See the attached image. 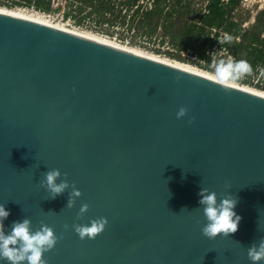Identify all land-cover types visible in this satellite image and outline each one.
Here are the masks:
<instances>
[{
  "label": "water",
  "instance_id": "1",
  "mask_svg": "<svg viewBox=\"0 0 264 264\" xmlns=\"http://www.w3.org/2000/svg\"><path fill=\"white\" fill-rule=\"evenodd\" d=\"M53 169L81 191L74 207L71 187L50 199L40 186ZM201 188L238 199L236 233L203 235ZM0 204L6 233L24 218L54 228L47 264H253L264 96L0 10ZM102 217L105 230L81 240L73 226Z\"/></svg>",
  "mask_w": 264,
  "mask_h": 264
},
{
  "label": "trees",
  "instance_id": "2",
  "mask_svg": "<svg viewBox=\"0 0 264 264\" xmlns=\"http://www.w3.org/2000/svg\"><path fill=\"white\" fill-rule=\"evenodd\" d=\"M9 1L10 6L14 3L33 5L36 9H51L53 2ZM66 3L70 6L64 17L73 16L75 11L80 16L87 11L106 23L113 24L120 19L135 35L148 40L157 38L161 31V43L167 38L175 48L166 54L186 61L182 51L190 50L199 60L205 61L202 68L206 70H213L210 53L220 55L215 57L217 60H246L251 65V73L235 81L264 90V9L256 13L249 27H245L235 17L242 0H67ZM79 18L76 21L80 23ZM259 73L254 82L252 76Z\"/></svg>",
  "mask_w": 264,
  "mask_h": 264
},
{
  "label": "clouds",
  "instance_id": "3",
  "mask_svg": "<svg viewBox=\"0 0 264 264\" xmlns=\"http://www.w3.org/2000/svg\"><path fill=\"white\" fill-rule=\"evenodd\" d=\"M219 42L222 44L224 41ZM210 67L214 69L215 77L221 85L230 80H238L252 71L251 65L246 60H217L214 53ZM187 111V108L181 107L177 112V118L185 117ZM191 122L189 121V123ZM61 175L59 169L48 170L43 173L40 186L50 194V199H55L71 187L72 191L69 193L67 207L72 208L82 193L74 184H70L67 173H64L65 178L57 183ZM199 195L201 197L199 204L202 206L203 214L207 220L202 228L204 236L215 239L221 234L227 237L238 231L242 218L234 210L238 203L235 196L227 194L218 200L217 193L208 188H201ZM88 210L89 205L83 204L77 218L82 217ZM9 215L10 212L6 210L5 205L0 204V260L7 261L8 264H47L44 254L52 251L61 237L56 235L54 228L44 222H41L39 229L33 230L32 221L29 218L14 221L11 230L6 233L4 221ZM107 224V218L102 217L92 220L90 224H75L73 227L80 239L84 240L86 238L95 239L105 230ZM64 227L67 229L69 226L65 225ZM248 257L253 264L264 261V238L248 248Z\"/></svg>",
  "mask_w": 264,
  "mask_h": 264
},
{
  "label": "rangeland",
  "instance_id": "4",
  "mask_svg": "<svg viewBox=\"0 0 264 264\" xmlns=\"http://www.w3.org/2000/svg\"><path fill=\"white\" fill-rule=\"evenodd\" d=\"M9 2H10L9 0H1L0 8L6 10L23 8L30 12H33V10L40 11L44 13L47 16V18L52 22L63 25L66 28L72 30H79V31H88L93 34H97L99 36L110 39L117 44L124 45L130 48H135L137 50L158 55L161 57H166L175 60L177 62L189 65L191 67H195L202 71L214 74V69L210 71L202 68V65H204L205 61L199 60L197 57H195V54L192 53L190 50L182 51L185 58L188 59L186 61L177 60L171 57L170 55L166 54V51H175V48L171 46L167 38H164L165 42L161 43L160 38L163 37L161 31L159 32L157 38L154 37L152 38V40H148L143 36L135 35L134 30H129L127 25H122L121 24L122 20L120 19H118V21L114 22L113 24L106 23L100 21L95 16V14L89 15L87 11L82 13L80 16L76 14L77 12L75 11L73 16L69 15L67 17H64V14L68 12L70 6V5L67 6L65 0L53 1L51 5V9H45V8L36 9L33 5L23 6L15 3L10 6L8 4ZM144 2H145L144 4L147 3V1ZM263 9H264V0H242L240 7L235 12L236 20L242 23L243 26L249 27L254 21V17L256 13ZM79 17H81L80 23L76 21L80 19ZM210 55L213 57V53L212 54L210 53ZM214 55L215 57L217 56L215 53ZM219 56L220 55H218L217 58H219ZM259 75L260 73L258 75L252 76L254 78V82H256V78H258ZM230 81H233L236 84H240L241 86H245L251 89L262 90L260 88L255 87L254 85L244 84L235 80H230Z\"/></svg>",
  "mask_w": 264,
  "mask_h": 264
},
{
  "label": "bare ground",
  "instance_id": "5",
  "mask_svg": "<svg viewBox=\"0 0 264 264\" xmlns=\"http://www.w3.org/2000/svg\"><path fill=\"white\" fill-rule=\"evenodd\" d=\"M0 10L6 11V12H10V13H13V14H17V15H21V16H24V17H28V18H31V19H35V20H38V21H41V22H45V23H48L50 25H53V26H56V27H60V28H63V29L69 30V31H73V32L79 33L80 35H84L86 37H89V38H92V39H96V40H99V41H102V42H105V43L117 45L119 47L128 49L130 51H134V52L139 53L141 55H144V56H147V57H151V58H154V59H158L160 61H163V62L172 64V65L181 67L183 69H187V70L193 71L195 73H199V74H202L204 76H207V77H210V78H213V79H216L217 80V78L215 77V74L202 71L200 69H197L195 67H191L189 65H186V64L177 62L175 60H172V59H169V58H166V57H161V56H158V55H154V54H151V53H147V52H144V51H140V50H137L135 48H130V47H127V46H124V45H120V44H117V43H115L114 41H112L110 39H107L105 37L99 36L97 34H93V33L88 32V31H79V30H72V29L66 28L63 25H60L58 23L52 22L51 20H49L47 18V16L44 13H42L40 11L33 10V12H30V11H27V10H25L23 8H16V9H11V10H6V9H3V8H0ZM227 83L228 84H233V85H240V84H236L233 81H228ZM242 87L244 89L253 91L255 93H258V94H261V95L264 96V91H262V90L251 89V88H248V87H245V86H242Z\"/></svg>",
  "mask_w": 264,
  "mask_h": 264
},
{
  "label": "built area",
  "instance_id": "6",
  "mask_svg": "<svg viewBox=\"0 0 264 264\" xmlns=\"http://www.w3.org/2000/svg\"><path fill=\"white\" fill-rule=\"evenodd\" d=\"M53 1H55V0H53ZM65 1H67V0H65ZM151 4V3H150Z\"/></svg>",
  "mask_w": 264,
  "mask_h": 264
}]
</instances>
